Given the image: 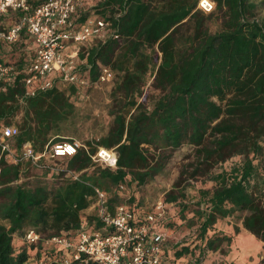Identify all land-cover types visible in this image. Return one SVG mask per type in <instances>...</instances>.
I'll use <instances>...</instances> for the list:
<instances>
[{"label":"trees","instance_id":"trees-1","mask_svg":"<svg viewBox=\"0 0 264 264\" xmlns=\"http://www.w3.org/2000/svg\"><path fill=\"white\" fill-rule=\"evenodd\" d=\"M163 1L165 10L159 12L143 0H99L93 6L112 22L118 38L95 40L77 53L85 60L81 68L88 86L102 66L115 73L109 90L111 123L87 140L88 149L65 156L58 173L71 170L78 172L76 178L32 179L35 167L29 161L13 163L0 156V264H58L39 251L43 262L29 261L31 252L16 247L14 236H24L29 227L40 232L75 227L94 185L117 198L115 185L150 181L184 142L195 145L193 159L163 199L179 206L177 217L194 227L195 235L192 243H166L165 257L173 264H202L209 250L230 238L218 221L236 214L241 226L264 243V21L259 18L264 0H213L209 13L194 9L198 0ZM22 39L32 44L24 32L21 46ZM28 61L21 56L13 81L0 83V121L19 128L17 145L29 140L40 151L48 140L73 137L66 132L75 115L71 96L78 92L74 85L67 90L54 85L18 98ZM151 76L158 93L147 95ZM96 145L116 148L115 168L94 165L90 154ZM234 156L238 159L224 165ZM49 169L43 168V175ZM197 179L211 185L189 195L182 182ZM174 215L167 211L163 225L175 223ZM71 264L98 263L75 259Z\"/></svg>","mask_w":264,"mask_h":264},{"label":"built area","instance_id":"built-area-1","mask_svg":"<svg viewBox=\"0 0 264 264\" xmlns=\"http://www.w3.org/2000/svg\"><path fill=\"white\" fill-rule=\"evenodd\" d=\"M82 3L83 0H0V26L3 17L16 15L13 24L0 28V43H19L24 32L33 44V54L22 68L24 88L18 98L61 82L76 86L77 92L89 84L87 71L81 68L85 60L78 58L79 48L95 40L104 41L109 36L117 39L118 34L112 22L99 14L79 22L75 15ZM214 8L213 0L197 1V9L205 13ZM16 74V65L0 61V83L12 82ZM112 77L111 68L102 66L96 81L104 82ZM18 133L16 124L0 121V156L13 163L27 160L36 168L47 167L46 158L72 155L83 145L77 139L48 140L42 150L36 151L29 140L17 145L14 136ZM90 156L94 165L117 166L118 152L114 146L96 145ZM73 173L76 178L78 172ZM114 189L120 197L126 184L120 182ZM113 197L104 188L94 185L88 205L79 212L77 226L50 234L29 227L23 237L31 245H40L45 258H55L58 264H71L75 259H90L98 264H173L164 255L168 230L163 225L171 203L159 198L144 208ZM28 260L43 262L32 254Z\"/></svg>","mask_w":264,"mask_h":264},{"label":"rangeland","instance_id":"rangeland-1","mask_svg":"<svg viewBox=\"0 0 264 264\" xmlns=\"http://www.w3.org/2000/svg\"><path fill=\"white\" fill-rule=\"evenodd\" d=\"M97 1L99 0H83L82 6L84 7V12H87L88 16H97L93 10V6ZM143 1H149L158 12L165 10L163 0ZM194 9H197V4ZM259 18L264 21V5L260 9ZM15 20V14L6 15L2 19L0 28L10 26ZM215 26V24H212V28ZM22 42L24 43H22V46L20 45V42L15 45L2 44L0 49V58H2V61L14 64L21 58V56L29 57L30 59L33 54V48L31 47L33 44L26 43L24 39H22ZM160 55L161 53H159V56ZM113 75L115 77L114 72ZM114 77L111 80L104 82L96 81L90 86H88L89 84L85 85L79 89L76 95L71 96L75 105V115L70 128H68V132L66 133L68 136H73L71 139L79 140L83 144L81 147H84L85 149L90 147L87 140L97 138L99 135L106 132L111 123V115L108 112L110 106L109 90L113 84ZM151 80L152 76L145 88V93L147 95L158 93V89L151 85ZM58 87L67 90L70 87V84L61 82L58 83ZM212 98L218 103L220 102L217 96H213ZM148 103L150 106L149 100ZM194 147L195 145L193 143L184 142L175 149H172L171 156L162 171L143 185H137L135 182L126 185V189L121 195L122 197H117V199L130 201L128 198L129 196H132L133 199L130 202L148 208L157 199L164 198L165 192L172 187L173 182L179 176L184 165H187V163L193 159ZM64 158L65 156L46 158L45 162L50 166L49 171L43 175V169L35 167L31 172L32 174L29 175L30 178L35 179L40 176L43 180L51 182L55 181L57 177L60 179L73 177L74 173L71 170L65 171L63 175L58 173V171L64 170ZM236 159H238V156H234L227 160L224 165L228 166ZM52 171L56 172L52 173ZM182 184H186L187 193L193 195L196 187L210 186L211 181H201L200 179H197L190 180L187 184L186 180H184ZM185 200H187V197ZM171 205L172 207L169 206L167 211H174L175 215L173 218L175 223L167 225V245L169 246L173 243H192L195 235L194 227L184 225L182 222L183 220L177 217L179 206L173 202ZM234 225H238L239 230H235ZM218 226L221 231L229 235L230 238L223 239L218 248L209 250L203 264H264V247L262 246L261 241L248 230L241 228V221L238 214L220 219L218 221ZM52 231L53 230H47L41 232L46 234ZM13 243L16 247L26 246V249L30 251L34 257L37 256V251H41L40 245L36 246L29 244L22 236L15 235ZM180 261H186V259Z\"/></svg>","mask_w":264,"mask_h":264},{"label":"crops","instance_id":"crops-1","mask_svg":"<svg viewBox=\"0 0 264 264\" xmlns=\"http://www.w3.org/2000/svg\"><path fill=\"white\" fill-rule=\"evenodd\" d=\"M82 5H83V3H82ZM85 10H84V7L83 6H81L80 8H78V10H77V13H76V15H75V18L77 17V19H78V21L79 22H81V20H79L80 18H81V16H82V14H84V13H86V12H84ZM108 193H110L109 191H108ZM81 210V209H80ZM80 212V211H79ZM77 226V225H76ZM73 228V227H72ZM241 228H243L242 226H241ZM243 229H245V228H243ZM61 230V229H60ZM246 230V229H245ZM23 237V236H22ZM24 238V237H23ZM260 240V239H259ZM261 241V240H260ZM261 244H262V246L264 247V243H263V241H261ZM41 254H43V252L42 251H39ZM264 254V253H263ZM261 257H262V255H261ZM204 261V260H203ZM202 264H203V262H202Z\"/></svg>","mask_w":264,"mask_h":264}]
</instances>
